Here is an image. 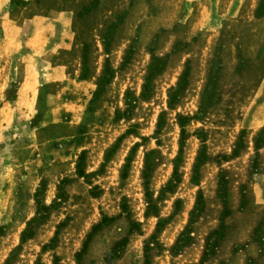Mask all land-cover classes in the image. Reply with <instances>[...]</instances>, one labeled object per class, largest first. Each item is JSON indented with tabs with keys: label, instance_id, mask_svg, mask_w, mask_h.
<instances>
[{
	"label": "rangeland",
	"instance_id": "obj_1",
	"mask_svg": "<svg viewBox=\"0 0 264 264\" xmlns=\"http://www.w3.org/2000/svg\"><path fill=\"white\" fill-rule=\"evenodd\" d=\"M146 257L264 264V0H0V264Z\"/></svg>",
	"mask_w": 264,
	"mask_h": 264
},
{
	"label": "trees",
	"instance_id": "obj_2",
	"mask_svg": "<svg viewBox=\"0 0 264 264\" xmlns=\"http://www.w3.org/2000/svg\"><path fill=\"white\" fill-rule=\"evenodd\" d=\"M258 16L261 17L263 15H261V14L259 15L258 14ZM167 63H168V60L166 58L165 59L164 58H157V57L153 58V62L151 64L150 68H149L148 76L146 78L145 85H144V96L149 92L151 81L155 77L159 76L162 72H164ZM113 75H114L113 70L108 66L106 68L105 73H104V78L100 81L98 93L101 92L102 88H104L105 86H107L109 84L110 80L113 78ZM188 75L189 74L186 71L184 73V75L181 77L176 90L172 91V94L170 95V105H174L175 104L176 99L178 97V94L181 93L184 90V88H186L187 82H188ZM188 121H189V119H181L180 120V126L183 128ZM259 148H260V144L258 143V144H256V149L259 150ZM79 175L81 176L82 174L80 173ZM145 179H146V185H148V182H147L148 181V175H146ZM171 185H172V183H170V185H169L170 189L168 187L167 191H171V187H172ZM162 224L163 223H160L158 225L159 229L161 228ZM24 240H26V237L22 238L23 242H24ZM179 243H180V241H178V244ZM146 264H150L149 260L147 259V257H146Z\"/></svg>",
	"mask_w": 264,
	"mask_h": 264
}]
</instances>
